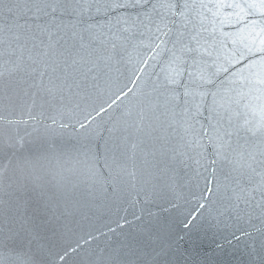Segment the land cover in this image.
<instances>
[{"label":"snow or ice","instance_id":"snow-or-ice-1","mask_svg":"<svg viewBox=\"0 0 264 264\" xmlns=\"http://www.w3.org/2000/svg\"><path fill=\"white\" fill-rule=\"evenodd\" d=\"M133 54L135 91L92 107ZM129 93L137 106L97 123ZM41 124L78 125L83 142L66 159L33 141ZM184 170L222 214L264 218V0H0V264L65 260L47 242L61 200L132 190L147 203Z\"/></svg>","mask_w":264,"mask_h":264},{"label":"water","instance_id":"water-1","mask_svg":"<svg viewBox=\"0 0 264 264\" xmlns=\"http://www.w3.org/2000/svg\"><path fill=\"white\" fill-rule=\"evenodd\" d=\"M133 56L132 62L117 66L100 81L88 102L92 107H107L126 84L135 91L130 83L138 68ZM141 100L129 93L118 106L97 117V123L103 125L110 116H119ZM57 131L59 134L48 132L41 124L32 139L36 144L55 141L67 159L74 155L77 141L83 142L77 135L83 130L77 125ZM169 175L163 194L147 203L132 190L107 196L77 193L67 202L61 200L59 208H54L55 216L48 217L54 231L47 232V242L55 251L68 250L61 264H110L109 253L124 250L127 255L129 246L138 249V254L122 264H264V218L258 211L236 220L222 214L218 196H202L204 184L195 173L184 170ZM34 264L47 261L37 255Z\"/></svg>","mask_w":264,"mask_h":264}]
</instances>
